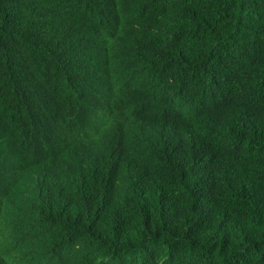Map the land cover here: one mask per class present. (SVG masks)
Masks as SVG:
<instances>
[{
    "label": "trees",
    "instance_id": "16d2710c",
    "mask_svg": "<svg viewBox=\"0 0 264 264\" xmlns=\"http://www.w3.org/2000/svg\"><path fill=\"white\" fill-rule=\"evenodd\" d=\"M0 264H264V0H0Z\"/></svg>",
    "mask_w": 264,
    "mask_h": 264
},
{
    "label": "bare ground",
    "instance_id": "6f19581e",
    "mask_svg": "<svg viewBox=\"0 0 264 264\" xmlns=\"http://www.w3.org/2000/svg\"><path fill=\"white\" fill-rule=\"evenodd\" d=\"M144 120V119H143ZM131 125V124H130ZM68 158V157H67ZM73 158V157H72ZM18 162V161H17ZM66 162V161H65ZM70 162V161H69ZM21 164V163H20ZM42 165V164H41ZM12 168V167H11ZM15 195V194H14Z\"/></svg>",
    "mask_w": 264,
    "mask_h": 264
}]
</instances>
